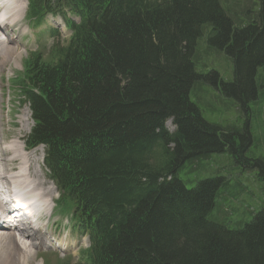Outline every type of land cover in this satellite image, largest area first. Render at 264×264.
I'll list each match as a JSON object with an SVG mask.
<instances>
[{"label": "trees", "instance_id": "trees-1", "mask_svg": "<svg viewBox=\"0 0 264 264\" xmlns=\"http://www.w3.org/2000/svg\"><path fill=\"white\" fill-rule=\"evenodd\" d=\"M256 1L244 21L224 0H27L28 21L60 16L70 31L49 58L32 53L16 86L33 122L26 147L43 146L58 211L88 237L73 264H264V208L231 229L210 218L221 178L189 189L177 176L187 160L249 142L229 143L190 94L207 76L196 70L200 48L220 36L235 70L220 86L249 67L255 95ZM253 161L263 174L264 159Z\"/></svg>", "mask_w": 264, "mask_h": 264}, {"label": "rangeland", "instance_id": "rangeland-1", "mask_svg": "<svg viewBox=\"0 0 264 264\" xmlns=\"http://www.w3.org/2000/svg\"><path fill=\"white\" fill-rule=\"evenodd\" d=\"M24 2L27 6V0ZM224 2L230 10L235 12L233 15L235 18L239 17L244 21L254 16V12H257L259 7L256 0H224ZM17 29L25 30V34L19 36L21 57L16 64L9 62L5 65L0 73V111L6 120L4 141H18L27 151L24 144L25 137L30 132L33 122L28 105L23 102L18 92L16 81L32 53H39L44 59L49 58V48L56 42L65 41L70 31L65 27L60 16L51 14L46 15L40 22H30L23 18L15 31ZM52 29L54 32L51 31ZM215 40L214 43L203 45L198 52L196 70L207 76L191 90L190 99L199 107L206 121L219 126L224 133L230 134L229 143L233 141L234 146L240 147L249 136L252 143L247 146L244 153L232 147L187 160L177 171V176L189 189L203 179L221 178L222 182L210 218L226 224L231 229H240L251 220L253 215L264 208V173L262 174L261 169L253 161L264 159V68L257 69L256 75L260 78L257 79L255 76V95L252 93L249 67L244 69L235 86H226L225 90L222 89L219 81L224 83L234 81L235 70L234 63L228 54L216 45L221 37ZM211 71L216 75L211 74ZM28 114L29 121L25 125L24 117L22 122L20 117ZM24 125L29 128L26 132L22 130V133H19L17 129L23 128ZM165 128L170 132L175 130L172 120L166 121ZM37 147L42 149L41 171L50 183L52 181L44 165V149L42 146ZM39 153L37 152V155ZM12 155L11 152L9 156ZM16 162L13 163L14 169L18 166ZM56 199L59 200L55 187L54 204ZM51 209L49 208V211ZM58 210L60 209L56 206L55 213L51 212V218L43 217L42 222L48 223L46 228L48 237L53 233V235H59V239L56 236L49 237L51 245L40 248L32 264H73L89 246L88 238L72 229L69 223L72 220V212ZM66 239H71L73 242L65 245L56 243L57 240Z\"/></svg>", "mask_w": 264, "mask_h": 264}, {"label": "bare ground", "instance_id": "bare-ground-1", "mask_svg": "<svg viewBox=\"0 0 264 264\" xmlns=\"http://www.w3.org/2000/svg\"><path fill=\"white\" fill-rule=\"evenodd\" d=\"M24 1L26 0H0V14L3 16V21L0 23V73L5 65L9 62L16 64L21 57L19 36L24 35L25 30L17 29L18 32H16L15 29L22 23L25 16L26 2ZM9 33L13 34L9 35ZM15 33L18 34L15 35ZM28 116L29 114L22 115L20 122L24 117L26 121L24 124H28ZM5 121L0 111V211L8 214L14 207L22 206L27 210L26 217L29 225L21 231L20 237H17L8 223H0V264H32L38 250L52 243L46 234L48 223H43L42 218H51L52 209L49 211V208L54 205L55 186L47 181L41 171L43 162L41 147L26 151L24 145L18 141H4ZM25 125L17 131L26 132L29 127ZM11 152L13 155L9 156ZM37 152H40L39 155ZM14 161L18 162L16 169L13 168ZM32 236H35L33 241H31ZM72 242L71 239L56 241L57 244L64 245ZM62 248L67 249V247Z\"/></svg>", "mask_w": 264, "mask_h": 264}, {"label": "flooded vegetation", "instance_id": "flooded-vegetation-1", "mask_svg": "<svg viewBox=\"0 0 264 264\" xmlns=\"http://www.w3.org/2000/svg\"><path fill=\"white\" fill-rule=\"evenodd\" d=\"M252 143V140H251V138H250V136H249V142H248V144L244 147V149L242 150V153H244L246 150H247V146H249L250 144Z\"/></svg>", "mask_w": 264, "mask_h": 264}]
</instances>
